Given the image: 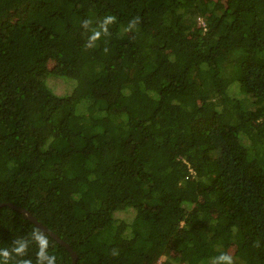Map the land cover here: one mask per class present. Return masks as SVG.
<instances>
[{
  "label": "trees",
  "instance_id": "trees-1",
  "mask_svg": "<svg viewBox=\"0 0 264 264\" xmlns=\"http://www.w3.org/2000/svg\"><path fill=\"white\" fill-rule=\"evenodd\" d=\"M0 202L75 264H264V0H0Z\"/></svg>",
  "mask_w": 264,
  "mask_h": 264
},
{
  "label": "water",
  "instance_id": "water-1",
  "mask_svg": "<svg viewBox=\"0 0 264 264\" xmlns=\"http://www.w3.org/2000/svg\"><path fill=\"white\" fill-rule=\"evenodd\" d=\"M11 206L17 210H19L20 212H22L24 214L25 217H27L30 221H32L33 223H35L38 227H40L41 229H43L44 231L50 233L51 235H53L56 239H58L62 244H64L69 251H71L73 258H74V264L76 263V258L77 255L76 253L73 251L72 247L65 241L61 240L55 233H53V231H51L47 226H45L44 224H42L41 222H39V220L27 209H23L20 207L15 206L12 203H2L0 202V206Z\"/></svg>",
  "mask_w": 264,
  "mask_h": 264
},
{
  "label": "clouds",
  "instance_id": "clouds-1",
  "mask_svg": "<svg viewBox=\"0 0 264 264\" xmlns=\"http://www.w3.org/2000/svg\"><path fill=\"white\" fill-rule=\"evenodd\" d=\"M112 19H113L112 17H109L108 21L110 22ZM48 264H55V257L53 256L48 257Z\"/></svg>",
  "mask_w": 264,
  "mask_h": 264
},
{
  "label": "rangeland",
  "instance_id": "rangeland-1",
  "mask_svg": "<svg viewBox=\"0 0 264 264\" xmlns=\"http://www.w3.org/2000/svg\"><path fill=\"white\" fill-rule=\"evenodd\" d=\"M59 65H60V64H58V63H56V62H53V61L50 63V67H51V68H54V69H56ZM53 85H54V84H53Z\"/></svg>",
  "mask_w": 264,
  "mask_h": 264
}]
</instances>
